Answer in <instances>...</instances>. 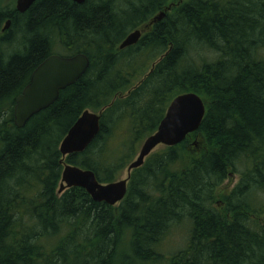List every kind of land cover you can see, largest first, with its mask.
Segmentation results:
<instances>
[{
  "label": "trees",
  "instance_id": "1",
  "mask_svg": "<svg viewBox=\"0 0 264 264\" xmlns=\"http://www.w3.org/2000/svg\"><path fill=\"white\" fill-rule=\"evenodd\" d=\"M164 11L136 45L118 49ZM6 20L0 264H264V0H37L24 14L1 8L0 27ZM14 35L18 48L4 54ZM76 54L90 62L83 77L15 127V100L36 67ZM184 93L205 105L200 128L151 153L117 206L81 188L58 194L59 145L84 111L106 108L99 134L63 163L106 184ZM229 174L238 184L218 195ZM174 229L185 232L184 243L163 250Z\"/></svg>",
  "mask_w": 264,
  "mask_h": 264
},
{
  "label": "water",
  "instance_id": "2",
  "mask_svg": "<svg viewBox=\"0 0 264 264\" xmlns=\"http://www.w3.org/2000/svg\"><path fill=\"white\" fill-rule=\"evenodd\" d=\"M35 1L16 0V10L24 13ZM71 1L81 5L87 0ZM165 11L156 15L150 24L162 20ZM8 27L9 22L6 23L4 30ZM141 35L140 30L131 32L120 43L118 49L123 50L136 45ZM89 65V59L84 54L71 57L51 55L40 63L32 72L29 83L15 100L13 108L15 127L23 128L34 115L53 105L60 91L82 78ZM104 110L105 108L98 113L84 111L60 142L59 153L63 171L58 193L70 188H81L94 202L112 207L118 205L126 196L131 172L140 168L157 147H175L189 135L197 132L206 112L203 101L194 93H184L174 97L157 130L143 141L137 157L128 165L126 178L103 184L97 181L92 171L63 162L70 155L84 152L93 142L99 134L101 115Z\"/></svg>",
  "mask_w": 264,
  "mask_h": 264
},
{
  "label": "rangeland",
  "instance_id": "3",
  "mask_svg": "<svg viewBox=\"0 0 264 264\" xmlns=\"http://www.w3.org/2000/svg\"><path fill=\"white\" fill-rule=\"evenodd\" d=\"M15 3H16V0H13V2H12V0H0V9L4 8L5 6H14L15 7ZM143 32H144V29L141 30V33H143ZM13 38H17L16 35H14L10 38L11 42L9 45L7 44V45L1 46L4 48V54H8L10 51H15L18 48L17 41L14 44L13 42L15 39H13ZM10 46H12V47L9 48ZM155 61H153V63H156ZM151 64H150L149 68L152 66ZM163 150H164V147L159 146L152 153L160 152ZM126 169H127V167L121 172L120 177L117 179V181L126 178V176H127ZM238 182H239V175L238 174H229V177L220 186V188L218 190V195L226 194V193L230 192L233 189V187L238 184ZM260 200L263 201L264 196H260ZM184 233L185 232L183 230L174 229L169 234L168 239L163 243V250L171 252V251H173V249H176L177 247L182 245V243H184V239L186 237V235Z\"/></svg>",
  "mask_w": 264,
  "mask_h": 264
},
{
  "label": "flooded vegetation",
  "instance_id": "4",
  "mask_svg": "<svg viewBox=\"0 0 264 264\" xmlns=\"http://www.w3.org/2000/svg\"><path fill=\"white\" fill-rule=\"evenodd\" d=\"M72 2V1H71ZM73 3V2H72ZM76 4V3H75ZM33 5V4H32ZM31 5V6H32ZM77 5H80V4H77ZM30 9V8H29ZM15 10H16V8H15ZM28 11V10H27ZM16 12H18L17 10H16ZM26 12V11H25ZM24 12V13H25ZM18 13H20V12H18ZM24 13H20V14H24ZM7 22H9V27H8V29H6V30H4V28H5V25H6V23ZM10 26H11V20H6L5 21V23H3L2 24V26L0 27V39L1 38H3L5 35H7L6 33H7V31L9 30V28H10ZM51 56V55H50ZM58 56H60V55H58ZM62 57H71V56H62ZM48 58V57H47Z\"/></svg>",
  "mask_w": 264,
  "mask_h": 264
}]
</instances>
